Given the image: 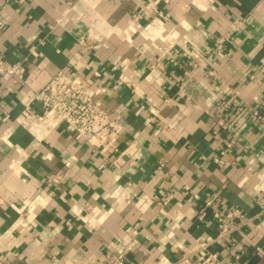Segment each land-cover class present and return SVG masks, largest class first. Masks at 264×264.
Masks as SVG:
<instances>
[{
	"label": "crops",
	"instance_id": "crops-1",
	"mask_svg": "<svg viewBox=\"0 0 264 264\" xmlns=\"http://www.w3.org/2000/svg\"><path fill=\"white\" fill-rule=\"evenodd\" d=\"M0 55V264H264V0H0ZM59 71L116 119L96 149L33 101Z\"/></svg>",
	"mask_w": 264,
	"mask_h": 264
},
{
	"label": "built area",
	"instance_id": "built-area-1",
	"mask_svg": "<svg viewBox=\"0 0 264 264\" xmlns=\"http://www.w3.org/2000/svg\"><path fill=\"white\" fill-rule=\"evenodd\" d=\"M17 4H22L26 0H12ZM234 30L228 31L218 39L216 51H221L225 43L234 45L232 34ZM264 62V59H263ZM24 67L18 62H10L0 55V73L7 78L15 80L21 79ZM33 101L40 104L43 108L51 112L60 121L65 123L68 128L75 131L84 141L93 148L103 144L110 133L117 126L116 119L97 103L87 88V83L80 76L68 75L62 71L57 72L41 89L34 92ZM253 115L264 124V116L253 109ZM8 115L5 114V117ZM233 141L227 143L228 146ZM53 180L56 181L55 178ZM206 204H210L207 201ZM205 214L204 209L200 210V217ZM241 218L237 223L235 218ZM212 218L218 228V236L223 237L234 231L244 218L239 209L233 208L221 213L214 210ZM134 242L126 245L124 250L118 255L132 248ZM162 264H167L163 262ZM197 264H235L234 260L224 261L219 258L217 253L208 252L197 262Z\"/></svg>",
	"mask_w": 264,
	"mask_h": 264
},
{
	"label": "bare ground",
	"instance_id": "bare-ground-1",
	"mask_svg": "<svg viewBox=\"0 0 264 264\" xmlns=\"http://www.w3.org/2000/svg\"><path fill=\"white\" fill-rule=\"evenodd\" d=\"M154 22H155V21H154ZM160 25H161V24H160ZM159 27H160V26H159ZM159 27H158V28H159ZM151 28H152V27H151ZM159 29H161V28H159ZM154 32H155V31H154ZM155 33H156V32H155ZM156 34H157V33H156Z\"/></svg>",
	"mask_w": 264,
	"mask_h": 264
}]
</instances>
